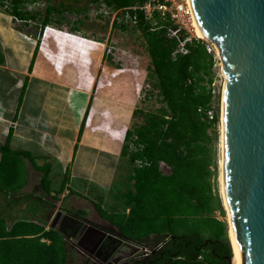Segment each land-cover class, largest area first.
Masks as SVG:
<instances>
[{
    "label": "trees",
    "instance_id": "obj_1",
    "mask_svg": "<svg viewBox=\"0 0 264 264\" xmlns=\"http://www.w3.org/2000/svg\"><path fill=\"white\" fill-rule=\"evenodd\" d=\"M103 1L115 9L144 2ZM5 2L12 5L10 15L15 19H37L36 14L21 11V0H0V4ZM55 12L54 6L46 7L42 26ZM137 29L145 40L164 107L144 114L142 123L126 130L121 156L132 167L122 184L125 190L112 196L107 210L96 201L93 206L125 241L140 246L161 244L149 256L133 257L125 264H226L232 257L226 224L211 216L220 206L212 192L209 168L211 134L218 114L209 120L204 113L212 107L213 54L202 40L187 43V52L181 54L165 30L151 31L142 22ZM9 140L10 134L0 147V192L15 193L25 185L23 160L28 159L42 173L40 189L49 194V166H37L30 154L11 150ZM161 164L169 168L168 174L162 172ZM67 213L86 221L83 210ZM67 261L66 241L57 231L25 221L7 228L0 218V264Z\"/></svg>",
    "mask_w": 264,
    "mask_h": 264
},
{
    "label": "crops",
    "instance_id": "obj_2",
    "mask_svg": "<svg viewBox=\"0 0 264 264\" xmlns=\"http://www.w3.org/2000/svg\"><path fill=\"white\" fill-rule=\"evenodd\" d=\"M11 17L0 9V147L10 134L11 150L30 154L37 166H49L50 193L40 189L42 173L24 159L25 185L15 193L0 192V218L7 228L25 221L48 230L57 210H83L89 224L118 235L97 214L91 196L93 191H111L123 159L122 124L109 118L110 101L93 99L92 87L83 82L85 73L94 75L93 68L98 72L100 44L73 38L93 45L81 46L85 52L78 55L89 59L90 66L74 61L55 69L36 40L13 26ZM89 108L90 119L84 122ZM89 213L104 227L92 223Z\"/></svg>",
    "mask_w": 264,
    "mask_h": 264
},
{
    "label": "water",
    "instance_id": "obj_3",
    "mask_svg": "<svg viewBox=\"0 0 264 264\" xmlns=\"http://www.w3.org/2000/svg\"><path fill=\"white\" fill-rule=\"evenodd\" d=\"M226 80L223 193L239 264H264V0H188ZM49 228L97 264H122L139 246L57 210ZM226 264H232V257Z\"/></svg>",
    "mask_w": 264,
    "mask_h": 264
},
{
    "label": "rangeland",
    "instance_id": "obj_4",
    "mask_svg": "<svg viewBox=\"0 0 264 264\" xmlns=\"http://www.w3.org/2000/svg\"><path fill=\"white\" fill-rule=\"evenodd\" d=\"M48 6H54L57 12L52 15V19L47 25L42 26L41 20ZM0 7L3 11L12 14V5L9 2L0 4ZM20 8L24 14H36L37 19L20 21L12 16L13 26L36 40L37 49L39 52H43L41 54L55 69L63 68L74 61L82 62L84 66H90L89 59L81 60L78 55L85 52L81 46L88 49L93 48V45L77 42L72 37H65L64 35L71 33L100 44L98 54L101 55V61L98 72L95 74L96 68H93L97 65H92L94 75L89 74V72L85 73L83 82L85 83L84 86L92 87L91 97L93 99L110 101L108 102L109 118L118 124H122L120 136L123 145L126 143V130L133 123H142L144 114L155 112L164 107L159 89L155 86L156 78L141 31L130 25L121 26L114 23L113 17L110 14L105 15L103 12L107 8L103 0L96 2L94 0H21ZM47 26L49 27L46 33L48 37L45 39L43 33ZM204 42L211 50L210 53L213 54L214 58L213 77L209 86L212 95L211 106L218 114L216 130L211 134L209 168L212 172L210 177L212 192L214 196H218L220 206L211 216L226 224L219 185V126L224 76L221 71V59L216 53L214 45ZM59 72H62L61 69ZM91 110L89 108L84 122L89 121ZM130 148L133 147L130 145ZM160 166L164 174L169 173V168L164 164ZM131 167L123 158L111 191L107 194L99 191L91 193V196L100 203L104 210L112 205L113 195L125 190L122 184L126 183ZM32 202L37 204L36 199H32ZM38 203L41 204L39 201ZM89 219L92 223L99 224L90 213ZM66 249L67 264H95L69 243L66 244ZM140 258H142L140 255L136 256V259Z\"/></svg>",
    "mask_w": 264,
    "mask_h": 264
},
{
    "label": "built area",
    "instance_id": "obj_5",
    "mask_svg": "<svg viewBox=\"0 0 264 264\" xmlns=\"http://www.w3.org/2000/svg\"><path fill=\"white\" fill-rule=\"evenodd\" d=\"M103 12L105 15L110 14L113 17V22L121 26L130 25L137 28L138 23L142 22L148 24L151 31L165 30L167 38L177 42V52L181 54L187 52L185 45L192 40L204 41L195 34V24L189 10L188 0H144L141 4L117 9L107 6ZM48 28L47 26L44 29V38ZM68 34L80 41L85 39L71 33ZM206 49L209 53L211 52L209 47L206 46ZM204 113L209 120H212L217 114L212 107ZM138 246L140 249L138 255L145 258L158 250L161 244L149 243L148 245Z\"/></svg>",
    "mask_w": 264,
    "mask_h": 264
},
{
    "label": "bare ground",
    "instance_id": "obj_6",
    "mask_svg": "<svg viewBox=\"0 0 264 264\" xmlns=\"http://www.w3.org/2000/svg\"><path fill=\"white\" fill-rule=\"evenodd\" d=\"M195 34L198 38H201L203 40H205L197 31L196 27H195ZM207 41V40H206ZM212 45L215 44L211 43ZM216 53L219 55V52L217 50V48L215 47ZM220 58V57H219ZM221 61V71L223 73V65H222V60ZM224 76V74H223ZM225 86H226V80L224 77V83H223V87H222V95H221V108H220V126H219V148H220V160H219V185H220V195H221V199H222V204L225 210V217H226V227H227V233H228V238H229V242H230V247H231V251H232V264H239V260H238V255H237V251H236V247H235V243L233 240V236L231 233V227H230V222H229V216H228V210H227V206H226V201H225V197H224V193H223V177H222V163H223V110H224V92H225Z\"/></svg>",
    "mask_w": 264,
    "mask_h": 264
},
{
    "label": "flooded vegetation",
    "instance_id": "obj_7",
    "mask_svg": "<svg viewBox=\"0 0 264 264\" xmlns=\"http://www.w3.org/2000/svg\"><path fill=\"white\" fill-rule=\"evenodd\" d=\"M69 243V242H68ZM70 245H71V243H69ZM74 249L75 250H77L75 247H74ZM81 254V253H80ZM83 255V254H82ZM85 256V255H84ZM86 258H88L87 256H85ZM89 259V258H88ZM89 260H91V259H89ZM92 261V260H91ZM93 262V261H92ZM95 263V262H94ZM95 264H97V263H95Z\"/></svg>",
    "mask_w": 264,
    "mask_h": 264
}]
</instances>
